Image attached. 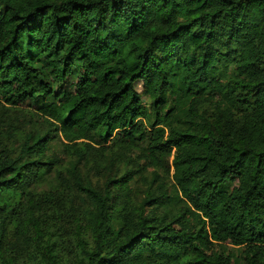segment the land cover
Instances as JSON below:
<instances>
[{"label": "trees", "instance_id": "obj_1", "mask_svg": "<svg viewBox=\"0 0 264 264\" xmlns=\"http://www.w3.org/2000/svg\"><path fill=\"white\" fill-rule=\"evenodd\" d=\"M25 106L0 264H264V0H0V130Z\"/></svg>", "mask_w": 264, "mask_h": 264}, {"label": "rangeland", "instance_id": "obj_2", "mask_svg": "<svg viewBox=\"0 0 264 264\" xmlns=\"http://www.w3.org/2000/svg\"><path fill=\"white\" fill-rule=\"evenodd\" d=\"M69 81L67 84H65L66 88L69 87ZM72 90V87H71ZM137 90L140 91V86H137ZM22 116L16 121H12L10 125V129L4 128L3 130H0V141L5 145L8 149H10L12 156L15 158L18 155L19 147L22 143L23 137L26 133L31 132L33 130L41 131L44 128H47L48 123L46 120H44L42 117L38 116L33 112V108L29 106H25L21 110ZM8 125V126H9ZM6 130H13L12 133L8 132L6 133ZM55 135V134H54ZM60 139L57 137L52 142L49 151L47 153H52V155L55 156L57 160L61 162V164H65L67 161V158L65 156V153L63 152L62 144L59 143ZM123 169L122 171H124ZM121 171V172H122ZM120 172V173H121ZM151 170L148 171L149 177H150ZM83 173H87V168L83 169ZM91 178V181L93 185H100L102 184V178L101 177H94L93 172L91 171L88 175ZM46 181L39 186L36 190L37 191H44L47 190L50 185L52 184V181L55 179L54 174L50 173L49 175L45 176ZM230 181L233 184V189L236 188V179L234 177H230ZM140 185H138L139 187Z\"/></svg>", "mask_w": 264, "mask_h": 264}]
</instances>
